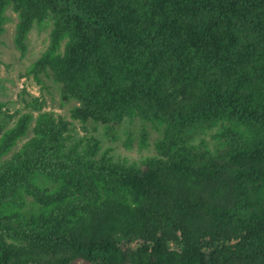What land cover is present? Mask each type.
<instances>
[{
  "label": "trees",
  "instance_id": "16d2710c",
  "mask_svg": "<svg viewBox=\"0 0 264 264\" xmlns=\"http://www.w3.org/2000/svg\"><path fill=\"white\" fill-rule=\"evenodd\" d=\"M10 11L21 53L51 27L28 76L51 70L74 120L163 137L114 160L1 101L0 264H264V0H0V37Z\"/></svg>",
  "mask_w": 264,
  "mask_h": 264
},
{
  "label": "rangeland",
  "instance_id": "374dc122",
  "mask_svg": "<svg viewBox=\"0 0 264 264\" xmlns=\"http://www.w3.org/2000/svg\"><path fill=\"white\" fill-rule=\"evenodd\" d=\"M8 17L10 22L6 24V31L0 37V102L6 103V109L10 114L17 115L20 111L28 112L32 108L26 107V102L31 103L38 99L36 105L72 123L78 136L90 134L100 137L103 142V151H109V157H113L114 160H127L129 163H134L157 155L156 145L163 137L160 126L140 120L134 122L127 120L118 130L120 139L116 140L112 136L104 137V125L94 122L83 125L74 120L72 110L78 106V103L63 101L61 86L55 82L51 70L39 79L28 76V69L41 57L49 45L51 27L34 28L28 38L27 52L21 53L16 49L14 42L18 16L10 11ZM66 42L63 43V47ZM143 129L148 135L145 145L141 144ZM131 133L132 143L128 147V137ZM28 138H24L15 150L20 148ZM121 245L125 247L127 242L123 240ZM75 264L86 263L83 260H77Z\"/></svg>",
  "mask_w": 264,
  "mask_h": 264
}]
</instances>
